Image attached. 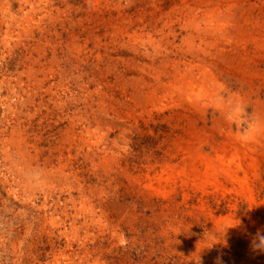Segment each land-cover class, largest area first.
I'll list each match as a JSON object with an SVG mask.
<instances>
[{
  "label": "rangeland",
  "instance_id": "obj_1",
  "mask_svg": "<svg viewBox=\"0 0 264 264\" xmlns=\"http://www.w3.org/2000/svg\"><path fill=\"white\" fill-rule=\"evenodd\" d=\"M258 230L264 0H0V264H264Z\"/></svg>",
  "mask_w": 264,
  "mask_h": 264
},
{
  "label": "clouds",
  "instance_id": "obj_2",
  "mask_svg": "<svg viewBox=\"0 0 264 264\" xmlns=\"http://www.w3.org/2000/svg\"><path fill=\"white\" fill-rule=\"evenodd\" d=\"M254 131H255L254 129L249 128V132L250 133H254ZM243 138L245 140H247V139H249V136L245 135ZM236 224H238V223H236ZM250 247L255 252H264V233H262L261 231L258 230L257 233L255 234V236H253V238H252V240L250 242Z\"/></svg>",
  "mask_w": 264,
  "mask_h": 264
}]
</instances>
